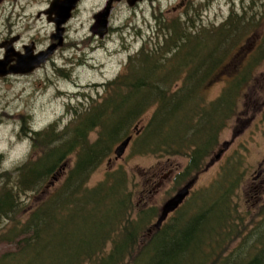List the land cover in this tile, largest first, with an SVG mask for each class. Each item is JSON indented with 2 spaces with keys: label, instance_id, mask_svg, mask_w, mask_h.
Listing matches in <instances>:
<instances>
[{
  "label": "trees",
  "instance_id": "trees-1",
  "mask_svg": "<svg viewBox=\"0 0 264 264\" xmlns=\"http://www.w3.org/2000/svg\"><path fill=\"white\" fill-rule=\"evenodd\" d=\"M260 4L247 17L233 7L216 26L195 16L166 19L164 27L160 20L157 37L128 56L119 73L101 84L100 95L76 105L64 127L54 121L32 131L24 118L21 132L31 134L30 153L0 172V245L8 246L0 264H264V222L246 234L237 230L231 200L240 165L233 161L204 190L198 210L200 197L193 193L155 230L158 210L137 206L124 167L89 183L129 136L133 151L185 156L178 185L206 167L238 96L264 59V0ZM218 78L225 85L209 100L206 90ZM235 239L237 247L228 250Z\"/></svg>",
  "mask_w": 264,
  "mask_h": 264
},
{
  "label": "rangeland",
  "instance_id": "rangeland-1",
  "mask_svg": "<svg viewBox=\"0 0 264 264\" xmlns=\"http://www.w3.org/2000/svg\"><path fill=\"white\" fill-rule=\"evenodd\" d=\"M108 1L81 0L66 23L62 44L57 46L59 40L52 38L55 24L48 20L45 13L52 0H0V56H3L1 41L10 32L12 35L19 34L22 42L34 40L39 49H47L56 43L49 61L34 72L0 78V172L13 169L30 153L31 134L27 136L21 132L24 118L30 123L32 131L43 129L54 121H58L61 128L64 127L72 119V109L76 105L87 95H100L101 84L119 73L128 56L140 50L146 39L157 37V30H161L160 20L164 27L166 19L189 21L195 16L204 25L216 26L230 16L233 7L238 15L247 17L262 2L145 0L130 5L128 0H122L114 3L108 33L101 38L91 32V27L96 21L94 15L103 10ZM260 31L261 28L257 30ZM224 85L223 78H218L208 87L205 97L209 100L216 98ZM243 88L237 98L234 114L226 119V124L220 130L219 142L209 152L206 167L194 176L197 181L190 196L199 194L200 198L196 200L198 210L204 190L219 182L224 165L231 161L239 164V181L233 190L231 202L234 215L244 217L243 222L236 218L237 230L246 234L253 223L264 222L261 215L264 212V59ZM148 117L149 114L142 118L133 135L140 133L142 123ZM114 151L92 172L89 183L93 185L102 180L107 170L124 167L129 174L130 188L137 206L156 207L158 210L151 222L153 227L165 202L187 180L192 179L187 177L182 184L175 183V176L185 167L187 158L180 154L158 156L140 153L133 151L132 143L119 159L115 158ZM218 154L220 157L215 159ZM213 158L215 160L211 163ZM64 178L62 172L58 180ZM53 185L55 182L47 184L43 193L45 190L49 192ZM188 200L191 197L185 201V206ZM172 216L168 218L172 219ZM238 243L239 239L232 241L228 250L236 248ZM109 247L106 245L107 250ZM7 248L5 244L0 245V253Z\"/></svg>",
  "mask_w": 264,
  "mask_h": 264
},
{
  "label": "water",
  "instance_id": "water-1",
  "mask_svg": "<svg viewBox=\"0 0 264 264\" xmlns=\"http://www.w3.org/2000/svg\"><path fill=\"white\" fill-rule=\"evenodd\" d=\"M80 1L81 0H52L50 7L45 11L48 15V20L55 24V32L52 34V38L59 40L57 46L62 44L66 23L71 19L73 12L77 9ZM114 1L120 0H109L106 7L94 15L96 21L91 27V32L94 35H99L101 38H104L105 34L108 33V21ZM137 1L140 0H128L130 5H134ZM4 47L6 48V54L4 59H0V76L32 72L35 68L40 67L43 63H45L49 56L53 54L54 49L56 48V43L35 55L32 54V49L28 47L27 52L24 55H18L16 63L11 67H6V64L9 63L12 58V48L6 44H4ZM137 127L138 125L136 128ZM131 140L132 136H129L118 144L114 151L116 159L123 156ZM219 157L220 154L216 155L215 159H218ZM215 159L213 158L211 163ZM196 181V178H192L187 181V183L184 184L174 196L165 202L162 206L161 213L154 224L156 228H161L170 213L177 210L185 202L186 198L190 195L192 189L194 188Z\"/></svg>",
  "mask_w": 264,
  "mask_h": 264
},
{
  "label": "flooded vegetation",
  "instance_id": "flooded-vegetation-1",
  "mask_svg": "<svg viewBox=\"0 0 264 264\" xmlns=\"http://www.w3.org/2000/svg\"><path fill=\"white\" fill-rule=\"evenodd\" d=\"M120 1H122V0H120ZM142 1H145V0L137 1V2H135V4H140ZM115 2H119V1H114V3ZM114 3H113V5H114ZM79 4H80V2L78 3V5ZM112 9H113V7H112ZM47 17H48V15H47ZM22 40L23 39L19 34L18 35H12L11 32L9 34H6V36L3 37L2 41H1V47L3 48V56H0V59L5 58L6 48L4 47V44H6L12 48V52H11L12 58L9 61V63L6 64V67H11L12 65H14L16 63V59H17L18 55H24L27 52L28 47H30L32 49V54H34V55L38 54L39 52H41L43 50H46V49H39L36 46L34 40L27 41V42H22ZM2 44H3V46H2ZM49 59H50V56L46 62H48ZM38 68L39 67L35 68L32 72H34ZM32 72H29V73H32ZM25 74H28V73H23V74L17 73L16 76H24ZM10 75H12V74H8L6 76H0V78H3V79L9 78ZM262 191H264V189H262ZM173 213L174 212H172L170 215H172Z\"/></svg>",
  "mask_w": 264,
  "mask_h": 264
}]
</instances>
